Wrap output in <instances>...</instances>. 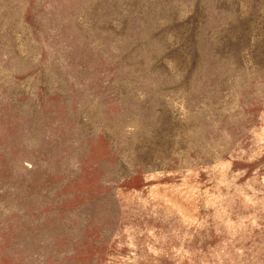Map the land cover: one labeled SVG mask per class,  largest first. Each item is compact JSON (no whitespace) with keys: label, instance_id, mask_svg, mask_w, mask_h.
<instances>
[{"label":"rangeland","instance_id":"374dc122","mask_svg":"<svg viewBox=\"0 0 264 264\" xmlns=\"http://www.w3.org/2000/svg\"><path fill=\"white\" fill-rule=\"evenodd\" d=\"M0 264H264V0H0Z\"/></svg>","mask_w":264,"mask_h":264}]
</instances>
